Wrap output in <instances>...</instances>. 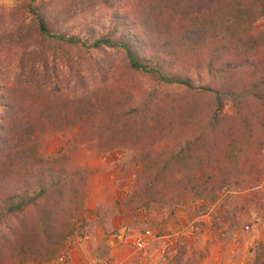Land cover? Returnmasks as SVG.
I'll list each match as a JSON object with an SVG mask.
<instances>
[{"label": "trees", "instance_id": "obj_1", "mask_svg": "<svg viewBox=\"0 0 264 264\" xmlns=\"http://www.w3.org/2000/svg\"><path fill=\"white\" fill-rule=\"evenodd\" d=\"M89 14L97 16L85 20ZM263 17L264 0H18L0 7V257L53 259L75 235L72 222L83 211L90 171L67 154L44 153V165L30 170L31 143L46 132L68 134L98 115L97 132L118 142L130 134L126 127L154 121L166 99L179 107L187 95L190 105L203 98L211 108L201 124L196 107L189 109L192 125L170 161L188 151L203 160L198 148L222 140L230 118L261 133V155ZM112 51L124 55L131 75L157 84L131 108L109 97L123 89L110 82ZM190 69L204 74L206 84L198 87ZM50 85L55 92H47ZM257 102L260 110H248ZM208 168L196 167L192 178L214 175Z\"/></svg>", "mask_w": 264, "mask_h": 264}, {"label": "rangeland", "instance_id": "obj_2", "mask_svg": "<svg viewBox=\"0 0 264 264\" xmlns=\"http://www.w3.org/2000/svg\"><path fill=\"white\" fill-rule=\"evenodd\" d=\"M17 2L0 0V7L11 8ZM96 16L89 14L85 20ZM82 20L84 18L76 23L81 25ZM259 25L264 26V17ZM95 56L101 58L102 54ZM110 57V82L120 81L123 85L122 92L109 95L111 100L115 98L131 108L157 88L150 77L131 75L122 53L112 51ZM190 70L198 87L206 84L203 73L200 78L199 72ZM70 90H74L73 86ZM55 91L54 85L47 90ZM163 92L164 95L167 93ZM186 96L180 97L183 101L177 98L179 107L171 97L166 99L163 109L158 110L160 113H155L154 121L143 127H126L130 134L124 133V139L119 138L118 142H111L107 136L102 138L101 132H97L101 122L98 115L79 121L68 134L46 132L39 136L40 141L32 142L28 154L34 159V165L30 170L35 171L44 165V153L67 154L74 163L90 171L86 195L81 199L84 208L72 222L75 235L57 257L46 260L39 255L19 262V257L9 259L4 254L0 257L1 264H54L61 256L67 257L68 264L70 253L86 239L92 245L95 264H124L126 255L134 258L142 254L136 251L133 240L144 229L170 233L171 230L167 229L175 225L171 232L175 233L190 226L202 214L207 217L206 222L201 223V231L192 233L189 229L181 238H176L175 249L169 248L165 253L166 264H256L264 253L261 133H251L250 129L240 126L238 120L230 118L226 130L221 132L222 140L212 139L198 148L203 151V160L192 159L193 153L188 151L179 160L170 161L172 153L184 146L181 140L192 125H189L193 116L189 109L196 107L195 119L201 124L205 118L203 113L211 108L210 101L203 98L192 106L193 99ZM260 107L257 102L248 110L256 111ZM218 158L219 163L215 165ZM196 167H212L207 171L214 175L200 170L203 178L199 181L193 179L191 171ZM198 200L210 205L211 211L207 207L197 208L195 203ZM234 233H239V237L235 238ZM259 264H264V257Z\"/></svg>", "mask_w": 264, "mask_h": 264}, {"label": "built area", "instance_id": "obj_3", "mask_svg": "<svg viewBox=\"0 0 264 264\" xmlns=\"http://www.w3.org/2000/svg\"><path fill=\"white\" fill-rule=\"evenodd\" d=\"M225 190L227 191V188H225ZM197 206V208H209V211H211V207L210 205H206L202 200H198L195 203ZM207 215L206 214H202L199 216V219H197L194 223H192L190 226L184 227L183 229L179 230V231H175V233H173V235L171 233H164L158 230H154V229H144L143 231H141L139 234H137L133 240V245L136 249L137 252H140L144 255H148L151 251V246L158 241L161 240H167V248L166 249H175L174 245L176 244V238L183 236L186 234V231H192V233L194 232H199L201 231V223H205L206 222V218ZM199 224V225H198ZM235 238L239 237V233H234L233 235ZM167 251H165L166 253ZM67 257L66 256H61L59 257L56 262L54 264H67ZM107 264V263H104Z\"/></svg>", "mask_w": 264, "mask_h": 264}, {"label": "crops", "instance_id": "obj_4", "mask_svg": "<svg viewBox=\"0 0 264 264\" xmlns=\"http://www.w3.org/2000/svg\"><path fill=\"white\" fill-rule=\"evenodd\" d=\"M174 226L175 225H173L172 227ZM172 227L170 225V227L166 229L171 230L172 232L174 231ZM171 234L173 235V233ZM166 248H167V240L158 241L157 243H155L153 249L150 251L149 256L141 254L133 258L131 255H126L124 257V264H166V260H167V255L165 254V251H167ZM94 258L95 257L93 255L92 245L89 243V240L86 239L84 240L83 244H81L76 250H73L70 253L68 264H95L96 260ZM168 258L172 259L173 257L169 256Z\"/></svg>", "mask_w": 264, "mask_h": 264}]
</instances>
